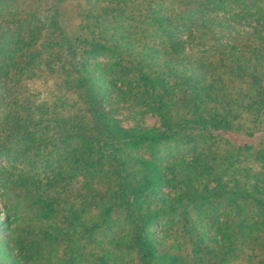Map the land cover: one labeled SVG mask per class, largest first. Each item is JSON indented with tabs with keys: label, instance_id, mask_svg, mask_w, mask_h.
Here are the masks:
<instances>
[{
	"label": "trees",
	"instance_id": "1",
	"mask_svg": "<svg viewBox=\"0 0 264 264\" xmlns=\"http://www.w3.org/2000/svg\"><path fill=\"white\" fill-rule=\"evenodd\" d=\"M26 1L28 8L22 7L19 10L20 21L15 26L12 27L10 22L6 25L0 24V127L5 128L8 134L6 141H0V154L5 155L3 158L9 163L12 162V167L16 163L23 164L27 173L10 177L4 176L5 172L2 170L0 176L4 177L0 179V183L5 184V193L2 195L10 197L14 208L26 214L27 229L24 230V235L27 234L28 239L25 237L19 240L20 235L14 239L0 233V245L22 246L27 239L24 245L30 247L27 249L29 252L31 249L39 251L43 244L54 247L61 243L65 248L68 239L76 254L62 257L66 260L62 264H113L111 259H116L113 254H94L96 249L102 250L106 246L108 249L117 247L134 251L138 257L137 264H184L186 259L180 254L170 253L171 255L162 257L156 254L158 248L155 238L148 229L161 216V212L156 214L157 208L151 211L137 209L139 200L144 196L143 189L130 182L127 165L122 158L111 155L117 153L118 146H109V139L116 136L114 130L118 129L119 133L129 135L128 139L132 144L157 145L178 140L182 134L181 129L186 130L188 127V131H206L208 139L217 142L226 141L214 138L213 133L220 131L241 129V133L251 134V137L261 135L264 129V60L259 52L262 50L261 45L257 51V43L249 46L236 40L221 42L224 40L219 35L221 33L216 32L215 25H222L219 21L222 19L220 14L230 13V23L222 26L225 29L232 31V28L245 23L246 19L250 21L254 17L258 19L257 28L264 29V0H176L180 19L173 21L177 25L182 22L183 27L189 29L192 25L199 28L193 29L194 33L183 34L186 39L190 37L189 40L177 39L174 31L170 30L172 19L169 17L167 20V15L158 11V6L151 8L150 17H154L156 21L154 26L147 24L151 37L162 35L171 49L164 56L172 62L177 61L185 69L184 73H176L182 85L177 96L170 92L163 80L157 79L159 73L132 70L140 66L135 60L139 53L125 42L131 34L124 26L135 21L133 14L127 17L128 14L123 12L124 15L119 18L116 14H111V26L106 30L105 27L102 30L95 28L103 34L102 39H95L97 32L90 34L92 38L85 30H81L85 28V13L78 12L80 24L83 23V26L79 28V35L73 36L68 34L62 24L61 11L55 6L58 0H47L55 7L49 10L52 13L50 17L41 13L43 0ZM61 2L59 0L57 4L61 6ZM82 6L83 1L78 4V10L83 9ZM97 8L93 13L102 14V21L105 19L103 13L108 8ZM194 16H198L199 20L194 21ZM102 25H107V21H103ZM124 31L130 35H123ZM121 36L123 38H119ZM202 38L209 47L208 50H202L208 58L206 61L189 59L191 57L188 51L193 49L197 41L202 44ZM92 57L95 58L94 61L101 58L112 64V75L123 81L128 88L125 93L127 97L122 98L123 101H134L138 96L137 101L141 100V106H146L149 112L160 117L164 130L127 131L122 127L115 128L118 121L106 112L100 93L111 95L112 85H107L105 80V74H109L110 70H104V67L100 68V64L92 63ZM146 65L148 64L145 63L144 66ZM92 68L98 77L97 87L102 89L100 92L93 85L89 87L92 82L86 76L92 73ZM172 69L178 70L177 66ZM101 73L102 76H98ZM34 79L46 83L47 89L53 87L52 91L77 95L81 100L78 104L79 110L69 112L70 114L67 110L56 113L57 108L54 112L49 111V104L41 99L44 91L38 90L35 96L26 85L27 81ZM44 80H53V84L47 85ZM156 87L160 89L156 90ZM46 96H50V93ZM145 96L148 99L143 100ZM168 98L170 102L167 101ZM37 103L38 107L34 106ZM171 103L178 107L177 114L169 107ZM35 113L45 116L52 114L56 118L43 120L37 118ZM47 124L54 127L56 132L50 134ZM248 126H251L250 129ZM251 131L253 133H249ZM226 144L230 145L227 153L231 156L225 161L236 163L238 160L242 169L246 170L240 175L235 176L233 170L230 178L219 179L225 174L220 170L228 169L224 166H215L213 170L206 167V173H200V159L188 164L187 168L170 172L183 177L190 206L197 203L211 206L216 209L212 219L226 221L225 225L220 222L222 228L218 227L217 230L220 233L226 232L231 241L229 243L223 240L226 241L224 245L215 241L220 254L228 250L237 251L238 245L239 248L245 247L243 240L248 234L256 241L264 235V179L252 175L258 165L261 164L264 169V146H237L230 141H226ZM38 163H44V167L50 171L40 175L41 172L36 169ZM109 166L113 173L106 177ZM35 171L37 175L34 174ZM193 175H200L201 179L207 177L208 180L200 186L194 182ZM215 175L218 178H214ZM211 178L217 183L213 189L209 185ZM156 180L162 183V178ZM74 182L80 185V189L74 186ZM77 191L86 198L82 199L74 194ZM161 201L166 204V200ZM104 206L109 213L106 222L111 221L112 216L119 211L127 217L131 229L122 242L116 239H110L111 242L107 238L104 241L99 239L96 231L101 227L96 225L88 213ZM255 206L259 208L257 213H253ZM63 219L68 223L64 225V229L61 226ZM184 219L179 236H201L200 228L188 213ZM40 221H45V226L36 234ZM48 224H54V227H47ZM108 228L106 225L102 230ZM80 229L84 230L83 235L77 236ZM262 247L264 249V244ZM263 249L254 248L253 254L248 258L250 264H264ZM6 251L10 254L8 249ZM215 252L214 249L209 254H203L205 263L218 264L213 258ZM258 252L260 254H256ZM28 255L33 264H39L38 258L41 254ZM49 255L51 256H47L46 261L55 264L59 258L58 253ZM193 260L194 264H202L204 261L198 262L196 258ZM219 262L222 264V261ZM6 263L0 260V264Z\"/></svg>",
	"mask_w": 264,
	"mask_h": 264
},
{
	"label": "rangeland",
	"instance_id": "2",
	"mask_svg": "<svg viewBox=\"0 0 264 264\" xmlns=\"http://www.w3.org/2000/svg\"><path fill=\"white\" fill-rule=\"evenodd\" d=\"M82 1L83 9L78 10V4ZM51 2L53 1L51 0ZM57 2L55 6L58 8L57 10L60 9L61 11L62 24L64 25L68 34L73 36L79 35L80 29L83 26V23L80 24L78 12L85 13V17H83L85 20V28L81 30H85L86 34L88 35H93L95 32H97L95 39L103 38V34L96 31L95 28L99 27V29L102 30V28L105 27L104 30H106L108 26H111L109 25L112 22L110 20L111 18H109L111 14H116L117 18H119L120 15H124L123 12L128 14L127 17L133 14L135 21L128 22L124 26V28H126L131 35L128 32H122L123 35L126 33L130 35L128 40H125V42L130 48L136 49V52L139 53V57L137 58L138 61L137 59L135 60L138 62V64H140V66L138 68H132V70L149 71L153 72L154 74L161 73V75L158 74L157 79L163 80L166 84V87H168L170 92H173L174 95L177 96V94L180 93L179 88L180 86L182 87V85H180L178 81L179 77L176 76V73L179 71H183L184 73L185 69L182 68V66L177 61L172 62L168 57L164 56V53L171 50L169 45L165 42L166 39L162 35H160V37H151L152 35L150 34L149 26H147V24L150 26L155 25L156 21L154 20V17H150L149 11H151V8L156 5L159 7L158 11L164 15H167V20L170 18L172 19L173 24L170 30L174 31L177 39H186L184 37L185 35L183 34H189L193 32V29H199L193 25L191 26V29H189V27H183L181 21L180 25H177L174 22L180 19L178 17L180 13L179 5L177 4L176 0H62L61 6L57 4ZM26 4V0H0V24L6 25L8 22H10L12 27L15 26L16 22L20 21V16L18 15L19 10L22 7L28 8ZM41 6H43V9H41V13L43 15L47 17L52 16V13L49 11L55 8L52 3L50 4L47 2V0H43ZM97 7L108 8V10L111 12L107 10V12L103 13V15H105V19L101 21L102 14L93 13L94 10H98ZM231 15L232 14L230 13L220 14L222 19H219V21L222 25H215L216 32L221 33L219 35L221 36V39L224 40L221 42L227 43L236 40L238 43L243 42L249 46H253V44L257 43L256 46L259 47L257 51L260 50L261 45L262 50L259 52L261 53L262 59L264 60V29L257 28L259 25L257 17H254V19L250 21H247L246 19L245 23L242 25H237L236 27L232 28V31H230L231 29H225V27L222 26L230 23L229 19ZM105 20L107 21V25L104 26L102 25V22ZM195 20H199L198 16H194V21ZM200 20L203 19L201 18ZM177 26H180L183 29ZM92 35L90 36L93 38ZM119 38H123V36ZM257 38H259L258 41ZM189 39L190 37H188L186 40ZM25 40H27V38ZM198 42L199 41H197L196 45H193V49L188 51L190 52L189 56L191 57L189 59H203L206 61L208 56L206 53L203 54L202 50H208L209 47L208 45H205L207 43L204 38H202V44ZM126 56L128 55L126 54ZM140 57H144L149 60H145ZM91 60V62L94 64H100V68L104 67V70H110L109 74H105L107 85H112L110 96H107L105 92L99 91H102V89H98L97 87L98 77L95 74L94 68H92V73L88 74L86 78L90 79L92 82L91 84L89 83V87L93 85L98 90V92L101 93V96L104 99L103 106L105 107L106 112L109 113L114 120L118 121L117 123L114 122L116 125L115 128L122 127L127 131L132 129L164 130L160 117L154 112H149L146 106H141L139 104V101L141 100L137 101V99H139L138 96H136L134 101L129 100L127 103L123 101L122 98L127 97L125 93L128 92L126 91L128 88L125 86L123 81H120L116 76L112 75V71L114 70L111 63L101 58L98 59V61H94L95 58L92 57ZM142 62H145L148 65L144 66L145 63ZM175 66H177L178 70L172 69ZM100 72L101 71H99V74ZM102 74L103 73L98 76L101 77ZM41 81L40 79H34L30 82L27 81L26 85L35 96H37L38 90L44 91V96L41 99L49 104V111L54 112L56 108V113L63 112L62 110H67L68 113L74 111L77 112L79 110L78 104H80L81 100L77 95H72L69 92L61 93L55 90L52 91L51 89L53 87L47 89L45 87L46 83L43 84ZM44 82L47 81L44 80ZM52 84L53 80L47 82V85L51 86ZM47 87L49 88V86ZM159 89V87H156V90ZM48 93H50V96H46ZM146 99H148V97L145 96L143 100ZM167 101L170 102V98H168ZM174 103L169 104V107L175 114H177L178 107L174 105ZM34 106L38 107V103ZM35 116L43 120H47V118H56V116L52 114L45 116L35 113ZM1 118L2 114L0 112V120ZM47 127L51 130L50 134L56 132L55 128L51 127L50 124H47ZM250 127L251 126H248L247 128L250 129ZM188 128L186 130L181 129L180 132L182 134L179 136L178 140L175 139L171 142L159 143L157 145L149 143L138 145L132 144L128 139V134L123 132L119 133L118 129H116L114 130V134L116 136L109 139L108 145L110 146L114 144L118 146L117 153L111 155L116 156V158H122V160L127 165V177L129 178L130 182L141 186L143 189L144 196L139 200L137 209L151 211L157 208L156 214L161 212V216L157 217L154 223H152L148 229L149 233L155 238V244L158 248L156 254L161 255L160 257L166 256L167 254L171 255L170 253L180 254L186 259L184 264H194L193 258H196L198 259V262H201L205 258V255L203 254H209L215 249L216 252L213 253V258L216 259L218 264H220L219 260L222 261V264H250L248 258L251 254H253L254 248L263 249L262 246L264 244V240L262 239H264V235L260 238V240L256 241L254 240L253 236L248 234V237L245 236V239L243 240V246L245 247L239 248L238 245V248H236L237 251L228 250L226 253L220 254V252L217 250L216 243H222L224 245L226 241H231L230 238L226 236V232L220 233L217 230L218 227L222 228L219 223L221 222L223 225H225L226 221L219 218L216 221L213 220L212 215L216 209L212 208L211 206L205 204L201 205V203L190 206L188 203L189 199H187L188 189H186V186L183 183V177L179 174L170 172H177L180 169L187 168L188 164H192L193 162H196L198 159H200L201 164L198 165L201 168L200 173H206V167H210V169L213 170L215 166H224L228 169H226L227 171L224 169L220 170V172H224L225 174H222L219 179H223L225 177H227V179L230 178L233 170H235L233 171L235 176L240 175L246 170L242 169L238 160H236V163H232V161H225L231 156V154L227 153V151L230 149V145H227L226 141H230L232 144L237 146L248 145L250 147H262L264 146V129H262L263 131L261 135H256L253 137L250 136L251 134L249 135L241 133V129H238L239 131H220L218 133H213L214 138H222L223 140H226L217 142V140H209L206 131L199 133L195 131H188ZM249 133H253V131ZM7 138V130L0 127V141H6ZM3 157H5V155L0 154V171L3 170L5 172L4 176L10 175V177H16L27 173L23 164L16 163L15 167H12V162L9 163V161ZM194 168H196V166ZM36 169L41 172L40 175H42L43 172L50 171L48 168L44 167V163L43 165L38 163ZM215 171L216 170H214V172ZM112 173L113 169H111L109 166L106 170L105 176L110 177ZM189 173H191L190 170ZM34 174H36V171ZM252 175L255 178L264 179L263 166L261 164L258 165V167L255 168L254 174L252 173ZM4 176H0V179H2ZM198 176L199 177H195V175H193V179L195 180L194 182L202 186L206 180H208V178L206 177L205 179H201V176ZM156 178H162V183H159ZM214 178H218V175H215ZM213 180L215 179L211 178L210 181L212 182L209 183V185L211 184L212 186L211 189L215 188L217 185V183H215ZM4 186L5 184L0 183V233L8 237L10 236V238L14 239L20 235L21 237L19 240H23L25 237L27 238V234L24 235V230L27 229L25 225L27 219L25 216L26 214L14 208L13 204L10 202V197L7 198L5 194L2 195L5 193ZM74 186L77 189H80V185H77L76 182H74ZM219 188L223 190V187L219 186ZM68 192L70 193V191ZM74 194L82 197V199L86 198L83 193H80V191H77ZM161 199L166 200V204H162ZM78 202H80V200ZM92 208L93 210L95 209V207ZM258 210V206H255L253 213H257ZM186 213L192 217L194 223H197L202 233L201 236L196 237L195 235L192 238L179 236V234L182 233L179 232L182 231V225L185 223L184 217ZM88 214L90 218L95 221L96 225L101 227V229L96 231L98 232V236L101 241H104L107 238L108 242H111L110 239H116L122 242V240L126 239V237L129 235L131 227L129 226L127 217L122 211L116 212L112 216V220L109 222H106V218L109 216V213L107 212V207L105 206L103 208H99L98 210L95 209V212ZM66 224H68L67 221L63 219L61 221V226L63 229L65 228L64 225ZM106 225H108L109 228L102 230V228H104ZM37 226L39 227L36 228V234L42 231L41 228L45 226V221H40V224H37ZM47 227L53 228L54 224H48ZM72 227L74 228V226ZM250 227L251 226H247V228ZM83 231L84 230L80 229V232H77L76 235L82 236ZM72 236L75 238V235L72 234ZM27 239L25 240L24 244H26ZM76 241L79 242V239L76 238ZM82 242L83 241H81V245ZM24 244L22 246L1 244L0 260L4 263L7 262L6 264H33L28 254H41L38 258V261H40L39 264H49L46 261L47 256H51L49 254L58 253L59 258L56 260L55 264H62L66 261L63 260L62 257L67 258L68 254H76V251L71 249L68 239H66L65 248L61 243L54 245V247H50L49 244H43L39 251L31 249V251L27 252V249L30 247H26ZM95 247L96 245L93 246V248ZM6 249L10 251V254H7ZM100 253L113 254L116 256L117 260L115 258H110L113 264H137L138 257L136 255L137 253L134 251L117 247L108 249L106 246V248H103L102 250L100 248L96 249L94 254ZM256 254L260 253L258 252ZM202 264H207V262L205 263L204 260Z\"/></svg>",
	"mask_w": 264,
	"mask_h": 264
}]
</instances>
